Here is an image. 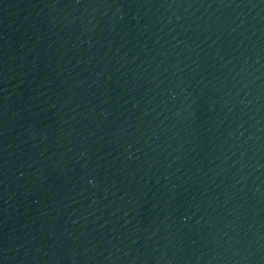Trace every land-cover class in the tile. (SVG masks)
<instances>
[{
  "label": "water",
  "instance_id": "1",
  "mask_svg": "<svg viewBox=\"0 0 264 264\" xmlns=\"http://www.w3.org/2000/svg\"><path fill=\"white\" fill-rule=\"evenodd\" d=\"M0 264H264V0H0Z\"/></svg>",
  "mask_w": 264,
  "mask_h": 264
}]
</instances>
